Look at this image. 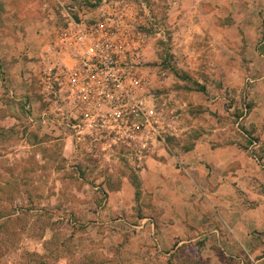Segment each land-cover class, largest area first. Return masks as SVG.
<instances>
[{
  "label": "rangeland",
  "instance_id": "obj_1",
  "mask_svg": "<svg viewBox=\"0 0 264 264\" xmlns=\"http://www.w3.org/2000/svg\"><path fill=\"white\" fill-rule=\"evenodd\" d=\"M102 1L0 0V264H264V0H106L141 37L154 119L76 140L51 44Z\"/></svg>",
  "mask_w": 264,
  "mask_h": 264
},
{
  "label": "built area",
  "instance_id": "obj_2",
  "mask_svg": "<svg viewBox=\"0 0 264 264\" xmlns=\"http://www.w3.org/2000/svg\"><path fill=\"white\" fill-rule=\"evenodd\" d=\"M111 5L103 0L94 14L66 10L52 39V54L60 64L53 65L47 81L67 108L61 113L67 123L47 120L64 125L76 140L130 139L134 130L154 119L146 80L139 72L141 37L121 16L109 12Z\"/></svg>",
  "mask_w": 264,
  "mask_h": 264
},
{
  "label": "crops",
  "instance_id": "obj_3",
  "mask_svg": "<svg viewBox=\"0 0 264 264\" xmlns=\"http://www.w3.org/2000/svg\"><path fill=\"white\" fill-rule=\"evenodd\" d=\"M39 3V0H30V5L32 6V4H36V3ZM42 6H44V8H45V6H47L48 5V3H43V4H41ZM12 8H14V7H12ZM22 9V8H21ZM10 12H15V15L16 16H18L19 15V11H18V8H14L13 9V11H12V9H9V13ZM9 13L7 14V15H9ZM36 15V17H37V19H38V23L43 19V17L40 15V13L38 12V13H36L35 14ZM18 19V18H17ZM17 19H13V20H16L17 21V23L19 24H21V22H22V20H17ZM37 21V20H36ZM264 83V74H263V77L261 78V80H259L257 83ZM249 92H250V90H249ZM197 145L196 146H194L193 148H192V150H190L189 152H188V154L190 153L191 155L192 154H195L196 155V150H197ZM203 148H206L208 151H209V153H210V155H213V154H215V153H217V152H221V151H223V152H225L224 150L225 149H232V147H225V148H220V147H210V146H207V147H205V146H203ZM187 153V152H186ZM172 158H150V159H148V160H146V164H148L149 166L151 165V164H154V165H157V166H159V167H167L168 166V164H170V160H171ZM198 160H203L204 161V159H202V158H200L199 156H197L196 155V162L198 161ZM206 165L208 166L209 165V163L207 162V161H205V164H204V167L206 168ZM144 167V166H143ZM187 172H188V175H189V177H191L192 176V169L190 170V168H184ZM142 174H143V177L142 178H144V176L146 177V166L143 168V171H142ZM190 197H192V196H190Z\"/></svg>",
  "mask_w": 264,
  "mask_h": 264
},
{
  "label": "trees",
  "instance_id": "obj_4",
  "mask_svg": "<svg viewBox=\"0 0 264 264\" xmlns=\"http://www.w3.org/2000/svg\"><path fill=\"white\" fill-rule=\"evenodd\" d=\"M203 92V91H202Z\"/></svg>",
  "mask_w": 264,
  "mask_h": 264
}]
</instances>
